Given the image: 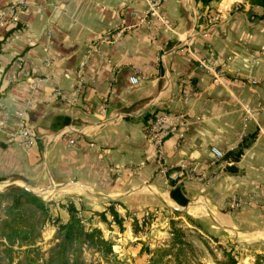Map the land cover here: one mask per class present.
<instances>
[{"label":"crops","instance_id":"crops-1","mask_svg":"<svg viewBox=\"0 0 264 264\" xmlns=\"http://www.w3.org/2000/svg\"><path fill=\"white\" fill-rule=\"evenodd\" d=\"M145 8V0H29L13 28L20 39L0 55V189L44 197L62 221L63 204L74 202L127 264H147L144 243L154 246L168 236L170 220L187 216L220 240L264 253V112L245 129L242 120L243 104L264 108V8L256 0H162L159 13L174 34L156 19L143 21ZM218 9L219 25L206 36L207 14ZM114 29L123 30L119 40L93 43ZM80 68V98H50L56 89L71 98ZM155 111L169 131L161 161L146 134L145 118ZM23 123L36 134L29 149L9 139ZM235 144L233 155L212 164L213 147ZM171 178L186 206L171 197ZM234 196L249 203L231 210ZM112 201L122 204L115 208L123 228L149 214L150 230L127 233L108 212L103 221L99 213Z\"/></svg>","mask_w":264,"mask_h":264},{"label":"trees","instance_id":"trees-1","mask_svg":"<svg viewBox=\"0 0 264 264\" xmlns=\"http://www.w3.org/2000/svg\"><path fill=\"white\" fill-rule=\"evenodd\" d=\"M196 1L208 5L213 0ZM256 3L264 8V0H256ZM1 92L0 87V99L2 97ZM158 117L157 111L146 116L147 128ZM244 147H247L245 139L239 145L236 159L243 153ZM234 153L232 152L228 156ZM170 186V194L174 201L181 206H186L188 199L182 187L177 184V180L171 178ZM118 204L122 205L120 201L110 202L107 210L99 213V216L103 221H106V212H108L123 230L125 220L115 208ZM63 206L66 207L68 213L66 221L56 219L53 214V207L42 196L36 195L28 189L10 186L0 192V246H3V252L11 263L18 257L17 264H23L24 259L28 260L29 255L35 252L37 244L40 242L43 228L47 224H54L57 227L56 241L49 250L47 258L39 263L29 259L30 264H86L84 255L86 251L96 254L101 260L99 264H123L115 252L114 242L105 237L102 229L96 226L89 227L84 221V216L80 214V208L74 202L68 200ZM174 213L176 216L182 214L180 211ZM189 219L194 223L188 217ZM179 223L178 219H172L170 223L171 242L174 245L185 244L183 238L185 233L178 226ZM133 228L135 234L146 233L150 230V223L134 217ZM225 253L226 262L219 264H238L232 250H226ZM150 264H159V262L156 257L152 256ZM254 264H264L263 254L255 255Z\"/></svg>","mask_w":264,"mask_h":264},{"label":"built area","instance_id":"built-area-1","mask_svg":"<svg viewBox=\"0 0 264 264\" xmlns=\"http://www.w3.org/2000/svg\"><path fill=\"white\" fill-rule=\"evenodd\" d=\"M146 1V8H145V13L143 17V21L149 22V20L156 19L158 21L159 26L168 34H174L175 29H174V24L173 22L167 18L162 16L159 13V9L161 6L162 0H145ZM29 6V0H11L8 4L5 6H2L0 8V55L2 51H4L7 46L16 40L20 39L21 37V30L20 28L13 29L18 26V23L20 21V12L22 10L27 9ZM207 22L204 27V32L206 36L214 29L217 28L219 25L220 21V10L218 9L217 11H211L207 14ZM4 31V32H3ZM123 30H109L108 32L102 34L101 36L97 37L94 40V44H100L104 42H116L117 40L120 39L122 36ZM189 39V38H188ZM188 39L184 40V43L188 41ZM46 52H48V48H46ZM50 60H48V63ZM202 66L206 68L210 73H212L217 80L221 79L222 73L220 71L214 70L211 67H209L207 64L202 62ZM130 82L132 84H138L140 83V78L137 76H133L130 78ZM39 81L36 82V85H39ZM253 83H256V81H253ZM183 84H187L186 81H183ZM84 87V79H83V69L80 68L78 70V78L75 83L74 89L72 90V97L69 98L68 94L63 92L60 89H56L50 98H58V99H63V100H68L70 102H76L82 93ZM183 99L187 101L189 99V95L186 94L183 96ZM32 104V98L27 101L26 107L24 110L26 111L31 107ZM87 109H90V107H87ZM0 110H1V105H0ZM258 112H264V108H257L253 107L249 104H243L242 105V120L244 122V129L248 121L254 117ZM165 120L164 116H159L147 129H146V134L149 139V141L158 148L159 151V156H160V161L163 158V152H162V139L163 137L167 136L169 134V131H165L162 128V123ZM1 111H0V127H1ZM244 137V134H241L240 141H242ZM9 139L12 142L18 143L19 145L23 146L26 149L31 148L34 146L36 143V134L35 131L29 127L26 123H23L16 131L11 132L9 134ZM74 140H70V144L74 145ZM238 144L233 145L232 147L226 149V150H221L216 147H213L211 149L213 155H214V160L212 161V164H217L220 162H224L227 155L231 153L237 146ZM186 167V166H184ZM162 173L164 175H168V169L165 167L162 168ZM190 177H192V174H190ZM248 200L234 196L232 197L230 201V209L231 210H236V209H242L244 206L248 204ZM150 219L149 214H145L142 218V220L147 221ZM124 231L130 234H133V226L131 224H126L124 226Z\"/></svg>","mask_w":264,"mask_h":264},{"label":"rangeland","instance_id":"rangeland-1","mask_svg":"<svg viewBox=\"0 0 264 264\" xmlns=\"http://www.w3.org/2000/svg\"><path fill=\"white\" fill-rule=\"evenodd\" d=\"M4 188L5 187H2L0 190L4 191ZM185 219L186 222L178 219L180 222L178 226L181 227L185 233L183 237L185 239V244H172L170 220L167 237L161 236V239H157L155 242L152 240L150 243L154 244V246H151L150 244L146 245V243H144L143 249L150 253L147 264L151 263L152 256L156 257L159 264H219L220 262H226V250H232V254L237 259L238 264H254V257L258 253H254L251 249H245L243 246L234 245L225 242L224 240H220L217 237L208 234L204 227L202 225L200 226L199 223L194 220V223H192L190 219L188 220V217ZM53 226L56 227L54 224H47L43 228L41 239L37 244L35 252H32L29 255V259L33 262L39 263L47 258L49 250L56 241L57 227L55 228L56 231L53 233ZM260 254H263L264 256V253ZM84 255L86 258V264H99V261H101L96 254H91L89 251H86ZM29 259H24L23 264H30ZM18 261L19 257L11 263L3 252V246H0V264H17ZM121 261L123 264H127L126 261L122 259Z\"/></svg>","mask_w":264,"mask_h":264}]
</instances>
